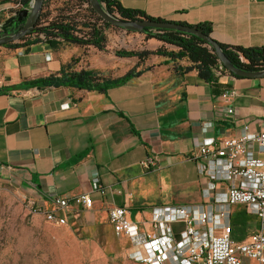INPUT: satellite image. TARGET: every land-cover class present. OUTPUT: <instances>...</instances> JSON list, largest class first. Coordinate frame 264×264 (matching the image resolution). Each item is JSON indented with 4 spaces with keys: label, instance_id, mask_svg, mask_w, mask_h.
Wrapping results in <instances>:
<instances>
[{
    "label": "crops",
    "instance_id": "obj_1",
    "mask_svg": "<svg viewBox=\"0 0 264 264\" xmlns=\"http://www.w3.org/2000/svg\"><path fill=\"white\" fill-rule=\"evenodd\" d=\"M113 1L151 18L209 25L211 36L221 44L264 47V0ZM28 4L32 6L33 0ZM23 9L15 8L12 0H0V24ZM85 23L79 27L80 35L87 34L91 24L101 27L106 37L103 50L41 40L0 51V181L15 185L48 211L54 209L55 198L93 195V208H74L66 215L68 224L86 215L92 223L107 221L112 231L108 212L117 206L126 208L129 218L147 230L152 207L196 205L228 211L225 206L206 205L204 179L189 156L203 142L240 136L246 125L252 132L264 129V78L223 72L208 82L197 70L186 71L191 66L187 59L151 54L141 62L137 57H118L114 50L118 45L125 51L151 53L178 49L143 33ZM135 69L141 72L139 77L106 92L68 85L16 88L83 70L115 80ZM252 155L264 159L256 145ZM148 159L156 163L155 169H145ZM97 178L108 187L107 195L92 191ZM209 178L221 191L229 186L221 166ZM229 212L233 234L246 236L243 241L260 226L243 206ZM241 226L245 231L240 232ZM182 229L181 224L174 226L176 233Z\"/></svg>",
    "mask_w": 264,
    "mask_h": 264
},
{
    "label": "built area",
    "instance_id": "obj_2",
    "mask_svg": "<svg viewBox=\"0 0 264 264\" xmlns=\"http://www.w3.org/2000/svg\"><path fill=\"white\" fill-rule=\"evenodd\" d=\"M24 1L12 0V4L15 8L29 9L31 4L23 6ZM227 71L223 66L214 70L215 74ZM253 145L264 152V129L252 132L246 125L240 136L221 143L203 142L198 152L189 156L204 179L206 205L225 206L228 211L196 205L152 207L148 222L151 229L147 230L129 218L126 208L112 207L108 212L109 223L117 236L130 241L132 264H264V159L252 155ZM143 166L152 170L157 165L148 159ZM219 166L229 183L225 191L209 178ZM92 191L105 196L109 189L97 178L92 182ZM94 203L93 195L82 194L71 199L55 198L51 211L29 200V209L31 213L43 214L54 225L63 226L68 224L66 215L71 210H91ZM235 206H243L260 222L257 231L241 243L233 239L229 210ZM176 224L183 226L178 233L174 230Z\"/></svg>",
    "mask_w": 264,
    "mask_h": 264
},
{
    "label": "rangeland",
    "instance_id": "obj_3",
    "mask_svg": "<svg viewBox=\"0 0 264 264\" xmlns=\"http://www.w3.org/2000/svg\"><path fill=\"white\" fill-rule=\"evenodd\" d=\"M91 7L86 0H44L41 22L55 19L61 10L77 23L101 22ZM114 50L127 49L118 45ZM83 217L54 225L43 214L30 212L29 199L15 185L0 181V264H132L128 240L114 234L107 221L92 223Z\"/></svg>",
    "mask_w": 264,
    "mask_h": 264
},
{
    "label": "trees",
    "instance_id": "obj_4",
    "mask_svg": "<svg viewBox=\"0 0 264 264\" xmlns=\"http://www.w3.org/2000/svg\"><path fill=\"white\" fill-rule=\"evenodd\" d=\"M105 5L106 11L116 17L119 16L122 20H149V21H160L167 22L160 19H155L148 17L144 13L124 8L119 2L113 0H99ZM30 0H25L23 6L28 5ZM86 2L90 5L89 0ZM91 10L95 13L93 8ZM43 11V10H42ZM97 14V13H96ZM43 17V12L40 15L39 21L35 28L27 33L25 37L19 40L18 43L8 42L6 44L0 45L8 49H18L21 47H26L28 45L37 43L41 40H47L51 44L57 40L64 41L66 43L79 45L82 47L93 46L99 50H103L106 44V37L103 35L101 27H96V24H91V30L85 34L80 35L82 32L79 29L80 26L85 27L86 23H77L73 21L72 16L64 10L59 12V15L52 20H46L41 22ZM25 20L22 22H15L12 28H8L7 31L20 33L25 25ZM91 22V21H90ZM99 23V21H93ZM101 22L105 27L114 28L112 24L106 22L101 18ZM186 25V24H184ZM189 26V25H187ZM201 30L206 35L212 34V27L206 24L191 26ZM119 28V27H117ZM120 29V28H119ZM146 34L150 39H157L167 45H171L178 49L177 52H168L166 49L161 48L158 51L151 53L148 51L138 52V51H118L116 55L122 58H132L137 57L141 62L145 61L151 54L164 56L172 60H184L187 59L191 66L186 68V71L197 70L199 77L205 81L211 82L215 78L214 70L218 69L219 66H223L220 62L216 51L214 48L201 40L200 38L190 35L187 33L175 31V30H160L153 28L143 29L141 32ZM3 34L0 31V35ZM217 42V41H216ZM218 43V42H217ZM221 47L223 54L229 59L232 65L238 69H242L248 72H261L264 71V47L261 48H244L237 46H230L218 43ZM227 73L231 72L227 71ZM141 72H137L136 69L128 72L124 77L115 80H105L104 78L98 76L94 71H80L67 74L62 78H42L35 81L23 82L22 84L16 86V88H31L37 86H60L68 85L71 87H76L79 89L91 90L93 88L99 90L100 92H106L110 88L118 87L127 84L133 78L139 77ZM235 76V75H233ZM237 77V76H235ZM241 78V77H237ZM240 232L245 231L243 226L239 227ZM233 239L237 242H241L246 239V236H234ZM237 239V240H236Z\"/></svg>",
    "mask_w": 264,
    "mask_h": 264
},
{
    "label": "water",
    "instance_id": "obj_5",
    "mask_svg": "<svg viewBox=\"0 0 264 264\" xmlns=\"http://www.w3.org/2000/svg\"><path fill=\"white\" fill-rule=\"evenodd\" d=\"M92 8L102 17L106 22L119 27L121 29L141 33L143 29L153 28L160 30H175L190 35H194L201 40L205 41L211 45L216 54L222 63L223 67L231 72L233 75L241 78H264V71L261 72H248L242 69L236 68L231 64L229 59L223 54L220 45L213 39L211 35H206L201 30L187 26L184 24H177L173 22H160V21H149V20H122L120 18L110 15L102 3L99 0H89ZM44 7V0H33V5L29 9H23L18 11L16 14L6 19L0 24V31L3 34L0 35V45L6 44L8 42L19 41L26 36L27 33H30L35 26L37 25L40 15ZM25 20V25L23 30L20 33H15L7 31L8 28H12L15 22H22Z\"/></svg>",
    "mask_w": 264,
    "mask_h": 264
}]
</instances>
